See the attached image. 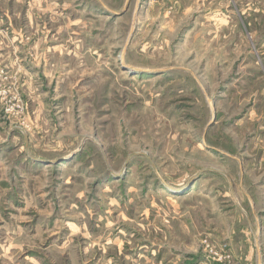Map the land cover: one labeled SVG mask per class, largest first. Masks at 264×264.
Here are the masks:
<instances>
[{
	"label": "rangeland",
	"instance_id": "374dc122",
	"mask_svg": "<svg viewBox=\"0 0 264 264\" xmlns=\"http://www.w3.org/2000/svg\"><path fill=\"white\" fill-rule=\"evenodd\" d=\"M136 1L0 0V264H201L207 220L242 224L225 175L264 139V0L251 24L229 0L219 37L220 6ZM194 179L221 195L171 193Z\"/></svg>",
	"mask_w": 264,
	"mask_h": 264
},
{
	"label": "crops",
	"instance_id": "0c3cea01",
	"mask_svg": "<svg viewBox=\"0 0 264 264\" xmlns=\"http://www.w3.org/2000/svg\"><path fill=\"white\" fill-rule=\"evenodd\" d=\"M181 1L183 2V0ZM141 2L142 1L138 0L134 2L133 14L138 12V8H140L139 6ZM198 2L199 8H206L207 6L212 4H215L216 6H220V8H222L221 10L218 9V11H216L213 16H210L214 19L217 37H219V31H221L220 35L222 34V36L223 33L226 34L230 32L231 34L233 32L235 26L229 25L236 20V17L232 15L233 11L229 8L232 5L230 4L231 2H229V0H198ZM251 3L252 5L254 4L253 0H244L243 3H241V7L244 10L242 11V14L243 16H245L244 22L246 21L248 24H251L248 16V10ZM223 4L227 5L228 8H223ZM130 5L132 6V0H124V8L121 10L125 11ZM114 9H117V7L109 9L110 14L116 15V13H118ZM246 13L247 15H244ZM120 14L122 13L120 12ZM197 19L198 17L194 21L196 22ZM244 28L248 31L247 26L244 25ZM237 30L238 37H243L242 31L240 29ZM71 34V38L73 39L75 31H71ZM76 35H78L77 32ZM252 36L253 38L255 37L253 32ZM77 46L78 41L76 47ZM71 51L73 53V46ZM251 115H253L254 117V114L248 112L239 119L241 120L243 118V120H252L253 118ZM240 123L241 122H239V124ZM259 129L261 135L264 136V126ZM248 147L249 146L246 147L247 156H235L233 155L234 153L230 155L232 161L235 162L238 166V174H231L229 176L225 175L228 178V182L230 183V195L233 197L236 204L237 217L234 218L233 223L237 221L242 222V224L240 223L238 226L233 225L228 229V231H222L220 226H218L215 222H208L207 220L201 231L206 236L211 237L217 241H223L226 238H229V241L235 248L236 253L242 254L245 257V261L247 263L264 264V139H260V142L257 141L254 146H250L251 148ZM40 161H42V159H40ZM201 178L205 179V177ZM208 181L210 180L202 181L201 179H194L192 181H189L190 183L188 182L187 186H183L187 187L184 188L183 191L176 192L174 190H171V193L179 196L183 195L186 190H188V194L197 193L198 195H203L211 199L216 198L218 194L221 195L218 192L217 188L208 184ZM197 182L199 184V187L197 186L199 189L196 188ZM186 210L183 209L181 213L185 214L186 212H188V210ZM200 213L201 208H199V215ZM208 213L213 216L212 221H215V218L217 219V215L218 218L222 215L221 210L217 207L212 208L211 212ZM173 218H175V216H173ZM181 221L185 222V220L183 219ZM157 253H159V251H157Z\"/></svg>",
	"mask_w": 264,
	"mask_h": 264
},
{
	"label": "built area",
	"instance_id": "2783aa9c",
	"mask_svg": "<svg viewBox=\"0 0 264 264\" xmlns=\"http://www.w3.org/2000/svg\"><path fill=\"white\" fill-rule=\"evenodd\" d=\"M153 2H162L167 5V12L173 13L178 0H151ZM203 253L206 260L201 264H239L235 261L232 252L227 244H217L212 239L204 237L202 240Z\"/></svg>",
	"mask_w": 264,
	"mask_h": 264
},
{
	"label": "bare ground",
	"instance_id": "6f19581e",
	"mask_svg": "<svg viewBox=\"0 0 264 264\" xmlns=\"http://www.w3.org/2000/svg\"><path fill=\"white\" fill-rule=\"evenodd\" d=\"M125 64V63H124ZM174 191H179V190H181L180 188H174L173 189Z\"/></svg>",
	"mask_w": 264,
	"mask_h": 264
}]
</instances>
